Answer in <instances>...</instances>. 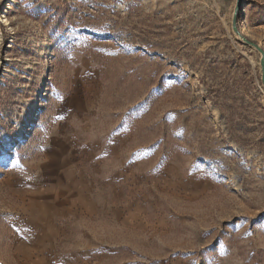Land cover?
Segmentation results:
<instances>
[{"label":"rangeland","instance_id":"obj_1","mask_svg":"<svg viewBox=\"0 0 264 264\" xmlns=\"http://www.w3.org/2000/svg\"><path fill=\"white\" fill-rule=\"evenodd\" d=\"M236 3L0 0V264H264V0L237 32Z\"/></svg>","mask_w":264,"mask_h":264},{"label":"water","instance_id":"obj_2","mask_svg":"<svg viewBox=\"0 0 264 264\" xmlns=\"http://www.w3.org/2000/svg\"><path fill=\"white\" fill-rule=\"evenodd\" d=\"M241 1L242 0H237V3H236V8H235V15H234V29L235 31L237 32L236 30V21H237V14H238V11L240 9V6H241ZM243 41L245 43H247L248 45L254 47L255 49H257L261 55H262V58H261V62H260V65H261V71H262V76H261V81H262V86L264 87V51L263 49H261L257 44H254L250 41H248L247 39H243Z\"/></svg>","mask_w":264,"mask_h":264},{"label":"bare ground","instance_id":"obj_3","mask_svg":"<svg viewBox=\"0 0 264 264\" xmlns=\"http://www.w3.org/2000/svg\"><path fill=\"white\" fill-rule=\"evenodd\" d=\"M29 133H31V131L29 130ZM8 155H10L9 153H7Z\"/></svg>","mask_w":264,"mask_h":264}]
</instances>
